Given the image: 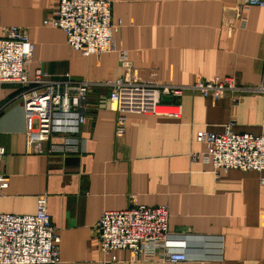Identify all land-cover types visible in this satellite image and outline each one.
I'll list each match as a JSON object with an SVG mask.
<instances>
[{
	"label": "crops",
	"instance_id": "1",
	"mask_svg": "<svg viewBox=\"0 0 264 264\" xmlns=\"http://www.w3.org/2000/svg\"><path fill=\"white\" fill-rule=\"evenodd\" d=\"M111 2L113 21L121 22L117 50L100 55H83L63 29L44 24L58 0H0V25L22 27L34 43L30 76L42 70L53 79H116L126 72L123 49L145 80L189 85L233 76L241 85L264 87V8H244L239 21L237 0ZM21 90L0 84V145L10 177L0 213L34 214L38 196L48 195L61 238L60 264H264V171L230 169L216 176L211 165L191 159L207 150L195 139L198 131L221 133L233 123L236 132L261 134L264 94L213 99L188 91L174 100L182 105L180 118L129 114L126 133L118 137L110 88L96 85L79 129L82 150L63 155L29 152ZM131 195L139 204L166 205L169 231L181 245L199 252L209 246L201 237L221 236L223 258L131 262L130 252L119 250L112 261L101 252L96 223L105 211L129 208Z\"/></svg>",
	"mask_w": 264,
	"mask_h": 264
},
{
	"label": "built area",
	"instance_id": "2",
	"mask_svg": "<svg viewBox=\"0 0 264 264\" xmlns=\"http://www.w3.org/2000/svg\"><path fill=\"white\" fill-rule=\"evenodd\" d=\"M249 6L264 8V0H237L235 18L240 21L242 10ZM44 24L63 29L69 45L83 55L117 50L114 33L121 22L113 21L111 0H58L55 14L45 19ZM34 49L22 27L0 25V84L16 83L22 87L19 97L27 121L29 152L63 155L81 152L79 129L86 120L88 94L96 85L110 88L108 102L110 109L117 112L118 137L126 133L129 114L180 118L182 105L174 100L188 91L213 99L227 94L236 97L239 92L264 94L263 86L247 87L233 76L200 79L189 85L145 80L123 49L119 51V59L126 72L116 79L100 82L53 79L42 70L30 76L28 64ZM163 97H170L171 101H164ZM54 136L62 137L63 141L51 142ZM195 139L205 143L207 150L191 153L192 161L211 165L216 176L230 169L264 171V131L258 135L239 133L230 123L221 133L198 131ZM5 157L6 149L0 145V196L10 182L4 167ZM130 202L127 209L105 211L96 223L101 252L111 255L112 261L118 260L114 253L119 250L129 251L131 262L176 263L223 258L221 236L201 237L209 246L195 251L181 245L177 234L169 231L170 213L166 205L139 204L135 195H131ZM60 241L48 211L46 194L38 196L34 214L0 213V264H60Z\"/></svg>",
	"mask_w": 264,
	"mask_h": 264
},
{
	"label": "water",
	"instance_id": "3",
	"mask_svg": "<svg viewBox=\"0 0 264 264\" xmlns=\"http://www.w3.org/2000/svg\"><path fill=\"white\" fill-rule=\"evenodd\" d=\"M163 100L164 101H171V98L170 97H163Z\"/></svg>",
	"mask_w": 264,
	"mask_h": 264
}]
</instances>
